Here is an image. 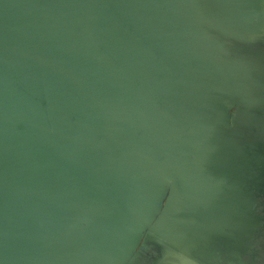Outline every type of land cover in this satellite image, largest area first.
Returning <instances> with one entry per match:
<instances>
[{"label":"water","instance_id":"1","mask_svg":"<svg viewBox=\"0 0 264 264\" xmlns=\"http://www.w3.org/2000/svg\"><path fill=\"white\" fill-rule=\"evenodd\" d=\"M0 264H264V0H0Z\"/></svg>","mask_w":264,"mask_h":264}]
</instances>
